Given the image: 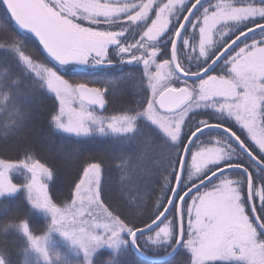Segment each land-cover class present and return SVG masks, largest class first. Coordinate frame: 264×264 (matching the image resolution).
Returning a JSON list of instances; mask_svg holds the SVG:
<instances>
[{"label": "snow or ice", "instance_id": "1", "mask_svg": "<svg viewBox=\"0 0 264 264\" xmlns=\"http://www.w3.org/2000/svg\"><path fill=\"white\" fill-rule=\"evenodd\" d=\"M0 9L11 134L28 131L39 96L49 131L82 151L101 137L134 146L118 187L92 155L67 202L54 191L59 169L30 142L24 159L0 158L4 228L23 234L25 252L56 264L59 233L76 254L64 264H97L105 248L103 264H124L129 250L152 264H264V0H0ZM126 81L131 92L118 87ZM14 197L20 206L9 208ZM37 214L50 217L42 234L30 224ZM0 264H14L6 245Z\"/></svg>", "mask_w": 264, "mask_h": 264}, {"label": "trees", "instance_id": "2", "mask_svg": "<svg viewBox=\"0 0 264 264\" xmlns=\"http://www.w3.org/2000/svg\"><path fill=\"white\" fill-rule=\"evenodd\" d=\"M3 23H5L4 14L3 10L0 9V24ZM0 43H3V41H0ZM10 68L11 65L5 62L4 50L0 49V74H3L5 69ZM132 70L133 69H126V71ZM102 75L105 76V74ZM80 76L84 77V75ZM118 87L124 89L126 92H131L135 87V82H122ZM131 99V96L126 95L117 105L116 103L111 105L106 114H118L121 111L122 104H127ZM45 103L46 101L42 97L37 96L34 98L31 105L34 114L33 119L28 131L25 133L28 138L20 136L18 138V136L11 134L10 124L13 119L12 107L8 101L0 97V158H9L13 160L24 159L26 156L25 142H30L32 151L44 159L55 163L59 169L61 178L57 181L54 191L58 198L65 202H67L70 193L71 177L79 171L81 165L86 166V162L89 161L92 155H95L96 159H103L107 168L106 179L111 182L114 189L118 187L126 171V164L124 167H121V161L127 153L133 151L134 146L131 142L120 138L101 137L90 142L87 146V151H82L78 144L65 141L49 131L44 118L45 109L43 106ZM58 153L63 154V157L58 156ZM65 158H67V160H65ZM23 181L24 177L22 174L14 175V182L22 183ZM151 194V201H154L158 192H152ZM114 195H118V193L114 192ZM17 206H20V200L19 197H14L11 199L9 208ZM21 215H23V213H21ZM4 217L3 205L2 202H0V248H3L5 245L7 246L14 264H43L42 261L37 260L35 254L25 252L27 244L22 233L11 229L5 230L3 223ZM48 222H50V217L37 214L30 221V224L35 229L36 233L42 234L43 231L46 230ZM52 236V248L59 252L62 258L56 261V264H64V259L75 260L76 254L71 249L69 243L58 233H53ZM111 256V249H103L102 253L96 258L97 264H103V262ZM123 260L124 264H150L136 257L132 250L128 251L126 256L123 257Z\"/></svg>", "mask_w": 264, "mask_h": 264}, {"label": "rangeland", "instance_id": "3", "mask_svg": "<svg viewBox=\"0 0 264 264\" xmlns=\"http://www.w3.org/2000/svg\"><path fill=\"white\" fill-rule=\"evenodd\" d=\"M102 78H104V76L102 75V74H99V75H97V76H93V75H84V77H81L80 75H75V76H73L72 77V79H74V80H76V81H85V80H94V79H102ZM21 137V136H20ZM23 137H26V134L23 136ZM18 138H19V136H18ZM26 138H28V137H26ZM63 154H61V153H58V156H61V157H63L62 156ZM65 160H67V158H65ZM159 195V193L156 195V196H158ZM151 196H152V194H151ZM155 196V197H156ZM153 199V198H152ZM257 202H258V199H257ZM59 234V233H58ZM60 235V234H59ZM61 236V235H60ZM62 237V236H61ZM63 238V237H62ZM64 239V238H63ZM175 264H176V261H175Z\"/></svg>", "mask_w": 264, "mask_h": 264}, {"label": "water", "instance_id": "4", "mask_svg": "<svg viewBox=\"0 0 264 264\" xmlns=\"http://www.w3.org/2000/svg\"><path fill=\"white\" fill-rule=\"evenodd\" d=\"M132 251H133V252L136 254V256H138L140 259L152 263L151 260H149V259H147V258H145V257H141L138 253L135 252V250H132Z\"/></svg>", "mask_w": 264, "mask_h": 264}, {"label": "bare ground", "instance_id": "5", "mask_svg": "<svg viewBox=\"0 0 264 264\" xmlns=\"http://www.w3.org/2000/svg\"><path fill=\"white\" fill-rule=\"evenodd\" d=\"M125 98V97H124ZM123 98V99H124ZM119 102H121V101H118L117 103H116V105L119 103ZM134 253V252H133ZM134 255L136 256V254L134 253ZM136 257H138V256H136ZM139 258V257H138ZM140 259V258H139ZM140 260H142V259H140ZM142 261H144V260H142ZM144 262H147V261H144ZM148 263H150V262H148ZM150 264H152V263H150ZM173 264H175V260L173 261Z\"/></svg>", "mask_w": 264, "mask_h": 264}, {"label": "flooded vegetation", "instance_id": "6", "mask_svg": "<svg viewBox=\"0 0 264 264\" xmlns=\"http://www.w3.org/2000/svg\"><path fill=\"white\" fill-rule=\"evenodd\" d=\"M110 109V106H108L107 111Z\"/></svg>", "mask_w": 264, "mask_h": 264}]
</instances>
